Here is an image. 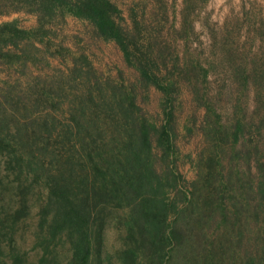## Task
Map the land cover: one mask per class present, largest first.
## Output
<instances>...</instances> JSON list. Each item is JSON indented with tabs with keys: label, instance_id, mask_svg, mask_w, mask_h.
Here are the masks:
<instances>
[{
	"label": "trees",
	"instance_id": "obj_1",
	"mask_svg": "<svg viewBox=\"0 0 264 264\" xmlns=\"http://www.w3.org/2000/svg\"><path fill=\"white\" fill-rule=\"evenodd\" d=\"M208 1L0 0V17H35L0 22L17 72L0 86V264H264V13L241 41L240 23L196 29ZM68 18L128 74L66 44ZM33 208L31 259L18 234Z\"/></svg>",
	"mask_w": 264,
	"mask_h": 264
},
{
	"label": "rangeland",
	"instance_id": "obj_2",
	"mask_svg": "<svg viewBox=\"0 0 264 264\" xmlns=\"http://www.w3.org/2000/svg\"><path fill=\"white\" fill-rule=\"evenodd\" d=\"M129 0H121L122 4H125ZM169 3L175 2L177 8L180 7V0H168ZM264 13V4L262 0H209L204 8L201 10L198 18L195 21V27L198 31L202 30L203 20L205 16L208 17V21L218 27L231 28L236 23L242 24L240 30V40L244 41L246 38L243 37L247 32L248 17L251 18L253 15L257 16L259 13ZM16 18L23 28H32L35 26V17L28 14L18 13L10 16L0 17V22ZM63 35L67 36L65 41L73 50H79L84 48L85 52L89 55L94 66L97 70L102 73L115 74L117 69L123 70L128 74V69L125 68L121 54L118 49L109 43L94 42L88 38L86 28L84 24L78 22L75 19L68 18L63 29ZM204 38V33L202 32ZM52 68H64V65L57 59L50 60ZM47 72V70H46ZM17 76V72L14 69H7L0 65V86L4 80H12ZM186 98V95L183 96ZM155 101L156 97L153 95ZM150 110H154L155 102ZM190 108L188 104H185L182 118H184ZM177 146L182 154L191 153L192 155L199 149L200 136L194 135L191 138L183 139L180 137L177 141ZM180 173L186 180L193 178L188 164L179 166ZM32 216L27 220V223L22 227L18 234V240L23 249L29 250L32 246L31 230L30 228L34 224L35 209H32ZM104 235V250L107 253H112L115 249L121 246V234L115 229L112 223H109L105 227ZM31 259L35 258L33 252H30ZM109 264H119L115 259H112Z\"/></svg>",
	"mask_w": 264,
	"mask_h": 264
}]
</instances>
